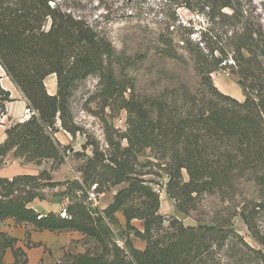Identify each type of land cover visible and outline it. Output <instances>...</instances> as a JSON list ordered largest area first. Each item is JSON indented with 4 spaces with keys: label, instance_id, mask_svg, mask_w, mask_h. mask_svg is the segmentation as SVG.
I'll list each match as a JSON object with an SVG mask.
<instances>
[{
    "label": "trees",
    "instance_id": "16d2710c",
    "mask_svg": "<svg viewBox=\"0 0 264 264\" xmlns=\"http://www.w3.org/2000/svg\"><path fill=\"white\" fill-rule=\"evenodd\" d=\"M68 1L0 0V67L30 111L28 118L6 128L0 166L12 151L24 163L51 161V167L38 174L0 176V221L13 218L34 230L79 231L83 242L97 245L81 253L66 252L65 263L53 264H228L230 246L248 247L264 264V233L255 222L264 211V26L254 28L242 20L245 10L238 0H177L178 6L206 14L209 27L199 29L195 40L193 30L184 26L189 30L184 49L190 61L172 38L155 51L191 64L199 84L181 83L148 96L134 83L127 88L119 80L112 41L73 12ZM218 25L223 29L217 30ZM229 56L233 65L227 64ZM223 67L237 75L243 101L215 85L212 73ZM51 74L57 77L55 94L46 86ZM90 75L100 78L103 109H125L128 114L125 130L102 117L104 143L74 121L70 107L77 81ZM1 81L0 76V124L14 100ZM59 126L73 136L86 133V145L92 147L91 156L74 153L83 160L80 179L60 182L53 177L66 162L67 151H73L56 137ZM163 176L165 184L156 180ZM65 184V216L30 206L36 198L47 199L46 189ZM244 184H252L253 192L242 194ZM157 185L197 226L161 212ZM112 189L115 194L105 208L93 206L91 194ZM205 195L227 203L210 219L199 209ZM118 212L125 216V225ZM236 216L263 248H250L235 232ZM135 219L144 222L143 230L133 224ZM116 229L125 231L124 247L116 240ZM132 236L142 239L146 248H136ZM16 243L15 237L0 231V264L9 248L15 256L12 264H27Z\"/></svg>",
    "mask_w": 264,
    "mask_h": 264
},
{
    "label": "rangeland",
    "instance_id": "374dc122",
    "mask_svg": "<svg viewBox=\"0 0 264 264\" xmlns=\"http://www.w3.org/2000/svg\"><path fill=\"white\" fill-rule=\"evenodd\" d=\"M238 2L245 10L242 20H249L254 24V28L261 24L264 26V0H238ZM177 4V0H69L67 5L73 12L89 21L99 33L112 41L116 49L114 66L119 80L127 88H131V84L134 83L138 91L149 96L154 93H162L166 88L172 89L181 83H187L191 87H197L199 84V77L191 67V64L162 57L155 51V48L160 46L162 42L172 38L177 44L179 52L190 61V55L184 49V40L188 36L189 30L185 29L184 26L186 25L193 30L194 34L191 35V38L195 40L200 35L199 29L204 30L209 27V18L206 14L199 13L200 17H198L197 11L190 10L183 5L178 6ZM221 29L223 27L218 25L217 30ZM227 64L233 65L230 56ZM1 72L3 70L0 68V76L3 75ZM212 78L215 85L223 93L239 101L245 99L244 89L239 84L237 75L230 68L223 67L218 69L212 73ZM2 79H4V87H7V80L9 82L11 80H6L4 76L1 77ZM47 80L46 86L49 85ZM100 88V78L97 75H90L77 81L70 99V107L74 121L87 134L95 136L104 143L105 133L102 117L107 118L116 128L125 130L128 126V114L125 109L113 110L110 107H106L104 110L102 107L103 102L98 97ZM14 92L15 95L20 93L15 90ZM126 96H129V93H126ZM14 100L16 99L14 98ZM15 120L19 119L8 118V115L5 116L2 124H0V134L5 129L4 127L7 128ZM86 133L77 132L74 136L78 137V140L74 145H70L73 151L70 150L71 153H67L66 162L52 173L56 181L67 182L69 179L81 178L80 167L83 160L76 158L74 153L83 151L89 156L92 155V147L86 145ZM83 145L86 146L85 149H83ZM7 160L10 162L9 165L13 166L15 165V160L22 161L15 156H11ZM4 164L5 162L2 166ZM22 164L28 165L26 163ZM41 166L42 169H49L51 161H43ZM166 179L167 177L163 176L156 180L165 184ZM66 187L67 184L59 185L55 188L46 189L44 193L47 199H50L55 195L60 196ZM157 188H162L160 194L163 196V214L166 217L176 215L174 201L169 197L164 198L167 194L165 188L159 185H157ZM242 189V194H248L253 192L254 186L252 184H244ZM113 190L116 191V189H112L107 192V197H110V192L112 194ZM92 198L93 206H100L98 204L100 195L93 194ZM226 204V201L220 200V198L205 195L201 198L199 209L206 212V219H210L212 214L220 211ZM255 222L264 233V211L256 215ZM135 224H138V222H135ZM233 227L235 232L242 236L250 248H263L253 237L252 232L241 216L234 218ZM126 239L125 231L116 229V240L120 246H125ZM82 247V251L85 252L88 249L96 248L97 245L94 241H87L82 242ZM74 253H81V251L75 250ZM227 253L229 254L226 258L228 264H260L255 259V255L246 246L243 249H239L237 246H230ZM66 260L65 256L59 262L65 263Z\"/></svg>",
    "mask_w": 264,
    "mask_h": 264
},
{
    "label": "crops",
    "instance_id": "0c3cea01",
    "mask_svg": "<svg viewBox=\"0 0 264 264\" xmlns=\"http://www.w3.org/2000/svg\"><path fill=\"white\" fill-rule=\"evenodd\" d=\"M49 76L57 79L55 74ZM48 77L46 79H49ZM2 84L5 86L4 79H2ZM7 89L11 91L12 97L16 99L8 104V118L13 117L19 120L28 118L30 116V112H28L24 97L21 95V93L15 95L14 90L16 92L18 90L11 81L9 82V87ZM47 89L51 94H55L57 92L58 86H55L53 91H50L48 86ZM4 128L5 129L0 134V143L6 138V127ZM59 128L60 130L56 132V137L63 145H74L75 142H77L78 137H74L60 126ZM11 156L14 157L13 151L10 152L6 157L5 161L8 163L0 166V176L12 177L19 173L38 174L41 171L40 169H42L41 165H36L33 163H26L28 165H24L22 164L24 162L20 160H15L14 166L9 165L10 162L7 159H9ZM114 194L115 190L112 191V194L110 192V197H107V193L101 194L100 200L98 201L100 207L105 208L112 201ZM167 197L168 195L166 194L164 198ZM162 199L163 196L161 194V212L163 213ZM67 202L68 199L65 196L55 195L50 199L36 198L30 203V206L37 212L44 214L50 211H62ZM117 216L120 222L125 225L126 220L123 213L118 212ZM135 222H138V224H135ZM133 224L136 225V227L140 230H143L144 228V222L142 220L135 219L133 220ZM0 231L6 232L17 239L16 247L22 249L24 258H26L28 261L27 264H53L64 257L66 252L74 253L75 250H80L83 252L82 242L84 235L79 231L55 232L50 230H34L32 229L31 225L25 223H16L13 218L0 221ZM132 241L136 248L140 250H144L146 248V243L142 239L132 236ZM14 262L15 256L13 250L9 248L4 256L3 264H12Z\"/></svg>",
    "mask_w": 264,
    "mask_h": 264
},
{
    "label": "water",
    "instance_id": "95a60500",
    "mask_svg": "<svg viewBox=\"0 0 264 264\" xmlns=\"http://www.w3.org/2000/svg\"><path fill=\"white\" fill-rule=\"evenodd\" d=\"M85 148H86V146L83 145V149H85ZM5 163H8V162L5 161ZM174 207H175L176 216H177L180 220L184 221V222L186 223V225H189V226H197V221H196L194 218H192L191 216H189V215L183 213V212L177 207V205H176L175 203H174Z\"/></svg>",
    "mask_w": 264,
    "mask_h": 264
},
{
    "label": "bare ground",
    "instance_id": "6f19581e",
    "mask_svg": "<svg viewBox=\"0 0 264 264\" xmlns=\"http://www.w3.org/2000/svg\"><path fill=\"white\" fill-rule=\"evenodd\" d=\"M1 68V67H0ZM3 75H1V77L2 76H4V77H6V80L7 79H9L7 76H6V74H4L3 72H1ZM53 75V74H52ZM47 84H49V85H47L48 86V88H49V90L50 91H53L54 90V88H55V86H57L56 84H57V79H54L53 77H50L48 80H47ZM7 85L9 86V81L7 80ZM7 86V87H8ZM29 114V113H28Z\"/></svg>",
    "mask_w": 264,
    "mask_h": 264
},
{
    "label": "built area",
    "instance_id": "2783aa9c",
    "mask_svg": "<svg viewBox=\"0 0 264 264\" xmlns=\"http://www.w3.org/2000/svg\"><path fill=\"white\" fill-rule=\"evenodd\" d=\"M197 16L200 17L199 14ZM28 112H30L29 109H28ZM67 153L70 154L71 153L70 150H68ZM158 191L161 192L162 191V188H159ZM91 196H93V194H91ZM61 215L62 216H65L66 215V211L64 209L61 211Z\"/></svg>",
    "mask_w": 264,
    "mask_h": 264
}]
</instances>
